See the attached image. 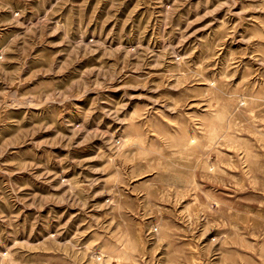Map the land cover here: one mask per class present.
<instances>
[{
    "label": "rangeland",
    "instance_id": "374dc122",
    "mask_svg": "<svg viewBox=\"0 0 264 264\" xmlns=\"http://www.w3.org/2000/svg\"><path fill=\"white\" fill-rule=\"evenodd\" d=\"M0 264H264V0H0Z\"/></svg>",
    "mask_w": 264,
    "mask_h": 264
}]
</instances>
